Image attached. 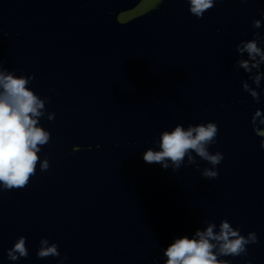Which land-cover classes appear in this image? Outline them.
Returning <instances> with one entry per match:
<instances>
[{
  "label": "water",
  "instance_id": "95a60500",
  "mask_svg": "<svg viewBox=\"0 0 264 264\" xmlns=\"http://www.w3.org/2000/svg\"><path fill=\"white\" fill-rule=\"evenodd\" d=\"M159 3L0 0V62L35 76L28 87L47 98L39 123L50 133L38 153L49 168L0 189V264H164L174 238L225 219L257 242L219 259L264 264V131L252 124L264 79L257 102L234 68L236 45L264 38V0H216L199 19L187 0ZM207 122L218 127L209 151L223 154L217 178L201 175L212 166L198 156L199 170L187 158L175 171L144 161L161 132ZM20 236L29 255L11 261ZM42 238L60 257H37Z\"/></svg>",
  "mask_w": 264,
  "mask_h": 264
},
{
  "label": "clouds",
  "instance_id": "9594fccd",
  "mask_svg": "<svg viewBox=\"0 0 264 264\" xmlns=\"http://www.w3.org/2000/svg\"><path fill=\"white\" fill-rule=\"evenodd\" d=\"M187 2L190 13L199 19L215 6L216 0ZM252 26L261 28V20H254ZM253 37L247 41L241 40L236 45V51L241 58L236 60L234 68L243 69L249 74L248 79L256 87H252L247 81H241L242 88L259 102L260 94L256 89L264 79V72L260 71L261 65L264 64V48L260 43L264 38L259 32L253 33ZM244 54H247V59L242 58ZM34 79V75L17 76L0 62V189L3 190L26 187L30 178L36 174L38 163L41 171L49 168L47 158L41 162L38 155L41 147L50 140V133L39 123L40 118L46 114L47 98L41 99L28 87ZM54 118V113H47L48 120ZM252 124L257 135L264 131V128L257 126L264 125V113L260 109L253 114ZM217 134L218 127L214 122L190 124L187 128L177 124L172 130L160 133L159 150L148 148L143 153V159L146 163H158L163 169L171 167L175 171L185 164L187 158L186 163L195 165L199 170L200 165L196 160L198 156L212 166L204 168L201 175L207 179H215L218 177L216 166L223 160V154L218 151L211 153L209 146L216 143ZM260 146L264 148V139L261 140ZM192 153L196 155L193 156ZM218 227L219 230L216 231V223L207 222L206 227L203 230L197 229L192 238L187 235L174 238L163 250L166 257L164 264H229L227 260L219 257L246 255V246L257 242L254 232H249L247 236L241 235L240 229L233 228L226 219L222 220ZM28 255L24 236H20L7 250V258L11 261L27 258ZM36 255L39 259H46L50 256L60 257L61 254L56 243L42 238Z\"/></svg>",
  "mask_w": 264,
  "mask_h": 264
}]
</instances>
